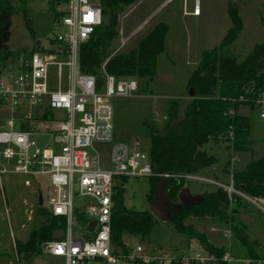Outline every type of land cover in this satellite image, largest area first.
Here are the masks:
<instances>
[{
  "label": "rangeland",
  "instance_id": "374dc122",
  "mask_svg": "<svg viewBox=\"0 0 264 264\" xmlns=\"http://www.w3.org/2000/svg\"><path fill=\"white\" fill-rule=\"evenodd\" d=\"M50 0H2L1 6L9 12L4 16L7 21L6 39L1 45L8 58L0 63V70L17 65L22 59H28L37 52V43L47 45L48 39L58 33L56 19L49 7ZM163 0L138 1L125 9L119 17L118 38L112 43L111 56L126 54L138 47L142 39L148 36L160 23L169 27L166 50L157 59V74L154 81L145 90L143 80H139V91L129 98H115L114 140L110 145H96L102 167L111 169L110 149L113 144L136 140L141 151L150 154L151 140L148 129L164 133L172 130L175 122L167 120L168 103L177 99L180 103L178 119L184 118L186 105L191 97L187 85L192 73L197 68L205 52L218 47L229 30L232 22L229 16L231 8L237 9L243 22V30L238 39L226 48L238 61L243 60L257 44H264V0H175L163 13L149 20L157 3ZM59 8V12L69 11L70 5ZM184 2V5H183ZM200 14L191 16L196 9ZM108 20L104 19V23ZM69 71L64 69L65 85ZM245 116L253 117V128L249 141L250 151L233 153L232 142L228 139L212 141L204 147L215 164L195 177L209 178L212 183L187 181V187L193 196L202 197L205 192L218 189V184L227 185L232 179L235 163L241 167L248 157L251 162L264 156V119L262 110L252 112L241 108ZM239 112L241 115L242 112ZM9 108L0 107V131L7 130L6 123L11 117ZM56 117H66L64 112H56ZM40 145L43 143L37 139ZM5 146H0V169L10 170L11 166L2 156ZM235 157L238 162H235ZM230 179V180H229ZM25 178L15 174H4L0 178V264H53L44 254L30 262L18 257L16 243H25L30 232L38 226L43 218L50 214V199L53 190L47 179L32 178L31 187L25 185ZM40 181V182H38ZM150 179H127L124 200L127 208L138 212H149L156 225L144 240L148 249H163L170 254L199 249V242L190 240L179 233L173 226V216L186 206L181 202L172 205L166 200L162 182L158 183L150 200ZM224 190V189H222ZM251 201L254 199L250 198ZM248 199V200H249ZM243 199L240 203L228 207L227 215L234 208L238 209L236 221L243 225L248 240L255 245L256 253L264 257V203L253 204ZM85 198L77 197L75 205H84ZM51 215V214H50ZM185 225L205 235L210 244L217 249H226V225L211 218L191 217ZM133 238L127 243L132 245ZM15 243V245H14ZM233 245V241H232ZM15 246V247H14ZM236 248L233 246L232 252ZM244 254V255H243ZM242 256H247L242 249ZM243 258V257H242Z\"/></svg>",
  "mask_w": 264,
  "mask_h": 264
},
{
  "label": "built area",
  "instance_id": "2783aa9c",
  "mask_svg": "<svg viewBox=\"0 0 264 264\" xmlns=\"http://www.w3.org/2000/svg\"><path fill=\"white\" fill-rule=\"evenodd\" d=\"M69 1V11L56 21L58 33L47 45L39 43L30 58L0 70V107L12 113L7 130L0 131L2 156L11 169H0V178L15 174L26 179L27 187L32 178L47 179L53 190L50 214L64 221V229L56 230L64 232L63 238L43 245V254L53 264H264V259L235 257L231 231L226 232L230 245L221 257L201 245L200 250L170 254L146 248L140 238H133L135 242L125 249L113 243L118 181L170 176L155 174L150 154L142 152L136 140L113 144L111 169L102 167L95 146L110 145L115 138L113 101L133 96L140 85L135 77L107 74L99 85L95 76L81 71L82 47L102 26L103 13L95 0ZM199 14L197 8L193 15ZM65 68L69 71L66 85ZM259 107L264 119V100ZM47 111L53 113L52 120L43 119ZM56 112L66 117L58 120ZM178 178L212 183L193 175ZM217 185L229 197L249 199L234 188L233 181ZM77 197L87 199L86 206L75 205ZM251 202L260 207L256 200Z\"/></svg>",
  "mask_w": 264,
  "mask_h": 264
},
{
  "label": "trees",
  "instance_id": "16d2710c",
  "mask_svg": "<svg viewBox=\"0 0 264 264\" xmlns=\"http://www.w3.org/2000/svg\"><path fill=\"white\" fill-rule=\"evenodd\" d=\"M27 0H23L25 2ZM69 0H50L49 7L56 21L64 14L59 8L68 5ZM103 13V24L91 40L81 50V71L97 78L98 84H103L105 74L115 77H135L143 80V87L148 89L157 74V59L166 50V39L169 27L160 23L147 37L141 40L138 47L126 54L111 56L112 43L118 38L119 17L125 9L140 0H95ZM0 0V63L9 54L1 45L5 42L7 21L4 16L9 10L1 6ZM229 16L232 28L222 43L210 52H205L197 68L192 73L187 90H193L194 95L186 105L184 118L178 119L180 103L177 99L168 103L167 120L175 122L172 130L164 133L148 129L151 140L150 157L155 174L169 175V178L155 177L150 179L151 200L158 183L162 182L166 200L175 205L180 193L187 184L183 175H201L202 172L215 164V159L208 155L204 147L212 141L228 139L232 142L233 153L250 151L249 141L253 128V117L244 116L241 108H249L254 112L259 103L264 100V44H257L241 61L231 55L229 48L243 30V22L237 9L231 8ZM104 19L108 22L104 23ZM38 47V45H37ZM38 50V48H37ZM234 112V114H230ZM54 115L47 111L45 120H52ZM127 179L118 181L114 191V208L112 214V240L117 246L126 248L128 238H140L144 241L154 226V217L146 211L130 210L125 205L124 194ZM234 188L252 199L264 200V156L254 159L243 171H233ZM203 201L190 207H184L180 213L173 216L175 229L189 237L190 240L208 250L211 254L221 257L226 249H217L209 243L207 237L196 232L185 222L191 218H211L229 227L233 236V255L242 259L261 260L264 257L256 253V247L247 237L242 224L236 221L238 209L234 208L230 215L227 209L230 205L243 200L238 195L229 197L218 189L205 192ZM64 221L47 215L34 228L25 243H16L19 258L30 262L43 255V245L53 240V233L64 229ZM242 249L247 256H242ZM244 255V254H243Z\"/></svg>",
  "mask_w": 264,
  "mask_h": 264
},
{
  "label": "crops",
  "instance_id": "0c3cea01",
  "mask_svg": "<svg viewBox=\"0 0 264 264\" xmlns=\"http://www.w3.org/2000/svg\"><path fill=\"white\" fill-rule=\"evenodd\" d=\"M142 1V0H141ZM144 1H148V0H143V2ZM175 0H163V1H161L160 3H157V6H156V8L151 12V14H150V16H149V20H151L152 18H156L157 16H159V14H161V13H163V11L168 7V6H171V4H173V2H174ZM183 5H184V2H183ZM191 16H194V17H196L195 15H193V14H190ZM37 45H39V42L37 43ZM241 111V110H240ZM243 111L244 110H242L241 112H242V114H243ZM244 115V114H243ZM245 116V115H244ZM247 155H248V157L244 160L245 162L242 164V166L241 167H238L237 166V164L235 163V169L234 170H236V171H243L249 164H250V161H249V159H250V156H249V153H246ZM238 162L239 160H237L236 159V157H235V162ZM206 179V181H209V182H212V180L211 179H209V178H205ZM230 180V179H229ZM232 183V179L230 180V183L229 184H227V185H224V186H228V185H230ZM222 185V184H221ZM188 189V188H187ZM190 190V189H189ZM191 192V191H190ZM239 192V191H238ZM241 193V192H240ZM192 194V193H191ZM193 195V194H192ZM244 195V194H243ZM246 196V195H245ZM246 197H248V196H246ZM249 198V197H248ZM254 200H256V203L257 202H263L264 203V200L263 199H254ZM258 204V203H257ZM194 241V240H193ZM233 241V240H232ZM229 245H230V242L229 241H227V246L225 247L226 249L229 247Z\"/></svg>",
  "mask_w": 264,
  "mask_h": 264
},
{
  "label": "water",
  "instance_id": "95a60500",
  "mask_svg": "<svg viewBox=\"0 0 264 264\" xmlns=\"http://www.w3.org/2000/svg\"><path fill=\"white\" fill-rule=\"evenodd\" d=\"M194 95V92L192 89L189 90V96L192 98ZM204 199L203 197L200 196H193L190 192L189 189H184L180 195H179V201L181 202L182 205L186 206V207H190L193 206L197 203L202 202ZM93 226V225H92ZM64 236V232L63 231H55L53 233V239L57 240V239H61Z\"/></svg>",
  "mask_w": 264,
  "mask_h": 264
}]
</instances>
